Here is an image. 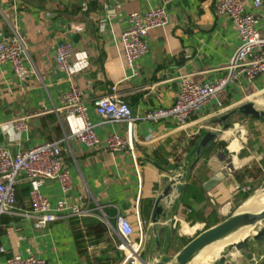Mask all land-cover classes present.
Masks as SVG:
<instances>
[{
	"label": "crops",
	"instance_id": "obj_1",
	"mask_svg": "<svg viewBox=\"0 0 264 264\" xmlns=\"http://www.w3.org/2000/svg\"><path fill=\"white\" fill-rule=\"evenodd\" d=\"M222 1L0 0V40L13 29L24 37L28 49L20 76L10 64L0 65V146L16 154L45 142H60L71 190L63 194L58 181H47L41 193L52 207L61 201L79 205L83 198L81 207L92 209L98 204L112 225L118 215L123 216L137 232L138 205L145 233L140 264L169 262L192 238L230 217L250 193L264 188V121L235 115L222 122L245 104L264 110V75L251 84L228 86L185 127L170 119H143L175 102L180 79L202 85L225 76L240 40L232 20L216 13ZM240 1L258 18L256 28L264 35L253 0ZM158 7L166 11L168 24L150 31L148 52L128 68L120 40L129 27L128 16ZM62 43L73 47L72 82L82 91L87 118L101 141L97 150L74 138L78 120L54 111L62 108L61 99L70 86L56 70L55 51ZM114 86L138 119L133 127L136 163L129 151L105 149L109 136H126L127 126L106 123L94 111V100ZM19 118L25 119L26 128L16 134L9 123ZM221 122L230 127L196 161L200 138L220 130ZM177 175L181 179L175 181ZM214 180L216 184L207 190ZM236 186L251 191L233 194ZM28 193V182L22 179L16 185L17 214L0 219L4 250L0 264L15 254L35 256L47 264H122L120 241L97 212L82 219L63 216L45 229H36L34 220L25 216L30 212ZM225 264H264V244L249 241L240 251L233 250Z\"/></svg>",
	"mask_w": 264,
	"mask_h": 264
},
{
	"label": "built area",
	"instance_id": "obj_2",
	"mask_svg": "<svg viewBox=\"0 0 264 264\" xmlns=\"http://www.w3.org/2000/svg\"><path fill=\"white\" fill-rule=\"evenodd\" d=\"M252 7L260 12V19L264 23V0H253ZM82 9H86V4L82 5ZM216 13L232 20L240 40V46L225 68V76L216 82L202 85L186 78L180 79L177 83L175 102L168 108L148 112L144 120L155 122L170 119L179 127H185L210 100L218 98L228 86L242 82L251 84L264 75V35L256 28L258 18L247 12L240 0H223L216 7ZM128 23V29L120 36L121 48L126 66L134 68L137 60L148 52L147 37L150 31L166 27L168 15L163 7H158L146 13H131L128 16ZM11 32L8 38L0 40V65L10 64L14 74L20 76L24 72L23 62L28 57V49L24 37L13 29ZM72 55L73 47L69 43H62L56 48V70L66 76L70 86L69 91L61 99L62 108L54 111H63L66 118L78 120L80 127L74 132V138L86 148L97 150L101 146V141L95 133V127L87 118V105L82 98V91L72 82L74 72L70 61ZM93 105L95 113L104 122L127 126L125 137L111 135L107 138L104 142L106 151L111 153L129 151L135 162L133 127L138 119L133 116L129 106L119 99L116 87H112L106 96L94 100ZM9 124L16 134H20L26 128L24 118L13 120ZM63 141L66 142V139ZM22 179L29 185L30 212L25 213V216L34 220L33 225L36 229H45L63 216L82 219L98 214L99 219L110 227L120 241L117 250L124 256L122 264H140L145 233L143 222L139 219L138 205L135 210L138 230L135 232L133 226L123 216L118 215L115 224L112 225L98 204L92 209L81 207L83 198H79V205L61 201L52 207L49 200L42 195V187L50 180L59 182L63 194L71 190V178L62 161L60 142H45L16 154H12L7 147L0 146V219L3 216L17 214L16 185ZM180 179L181 175H177L175 181ZM250 191L247 186H236L233 194H245ZM88 250L93 251V246H89ZM0 252H4L3 248H0ZM5 264L47 263L35 256L23 257L15 254L9 257Z\"/></svg>",
	"mask_w": 264,
	"mask_h": 264
},
{
	"label": "water",
	"instance_id": "obj_3",
	"mask_svg": "<svg viewBox=\"0 0 264 264\" xmlns=\"http://www.w3.org/2000/svg\"><path fill=\"white\" fill-rule=\"evenodd\" d=\"M235 115L243 116L248 120H257L264 121V110H258L254 107L253 104H245L227 114L222 122L226 123L231 117ZM221 124V129L215 132L206 133L202 136L197 143L195 150L196 161L199 159V156L203 149L215 142L218 136L222 131L230 127L229 124ZM168 178H166V181ZM216 184V180L211 181L206 189L208 190ZM177 189L180 191L181 186H177ZM168 190L164 193V196H167ZM159 201L156 202V209H158ZM260 226L259 230L255 232L252 236H248L242 242L228 244L224 250L220 253L219 257L212 264H225L226 258L229 257L233 250L240 251L248 245V242L253 240L264 244V206L256 209H249L246 211L237 210L230 217L226 218L224 221L214 225L213 227L206 229L192 238L185 247L178 253L176 256L166 263H157V264H191L203 251L212 245L223 241L227 237L234 235L240 230L246 227L255 228Z\"/></svg>",
	"mask_w": 264,
	"mask_h": 264
},
{
	"label": "bare ground",
	"instance_id": "obj_4",
	"mask_svg": "<svg viewBox=\"0 0 264 264\" xmlns=\"http://www.w3.org/2000/svg\"><path fill=\"white\" fill-rule=\"evenodd\" d=\"M260 105V104H259ZM264 206V191L256 192L240 208V211L261 208ZM252 227H246L234 235L227 237L203 251L191 264H209L211 258L217 257L228 244L242 242L248 236H252Z\"/></svg>",
	"mask_w": 264,
	"mask_h": 264
},
{
	"label": "rangeland",
	"instance_id": "obj_5",
	"mask_svg": "<svg viewBox=\"0 0 264 264\" xmlns=\"http://www.w3.org/2000/svg\"><path fill=\"white\" fill-rule=\"evenodd\" d=\"M259 191H264V188L263 189H260V190H258V191H255V192H252V193H250V196H247V199H246V201L249 199V198H251L256 192H259ZM245 201V202H246ZM259 228H260V226H257V227H255V228H253L252 230H251V233H255V232H257L258 230H259ZM253 234H251V235H253ZM224 250V249H223ZM222 250V251H223ZM220 255V254H219ZM219 255L217 256V257H213V258H211V260H210V262H209V264H212V262H214L218 257H219Z\"/></svg>",
	"mask_w": 264,
	"mask_h": 264
},
{
	"label": "trees",
	"instance_id": "obj_6",
	"mask_svg": "<svg viewBox=\"0 0 264 264\" xmlns=\"http://www.w3.org/2000/svg\"><path fill=\"white\" fill-rule=\"evenodd\" d=\"M250 196V195H249ZM246 199H247V197H246ZM123 260H124V256H123Z\"/></svg>",
	"mask_w": 264,
	"mask_h": 264
}]
</instances>
